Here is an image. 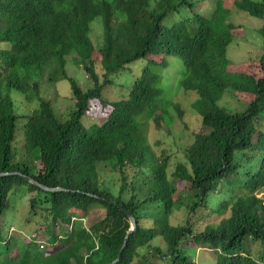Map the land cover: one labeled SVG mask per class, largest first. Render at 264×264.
<instances>
[{
    "label": "trees",
    "instance_id": "16d2710c",
    "mask_svg": "<svg viewBox=\"0 0 264 264\" xmlns=\"http://www.w3.org/2000/svg\"><path fill=\"white\" fill-rule=\"evenodd\" d=\"M194 6L193 0H0V174L8 173L0 176V241L14 189L28 187L33 194L32 219L44 210L37 234L23 245L10 238L0 264L114 262L131 223L112 202L132 212L138 223L117 264H161L164 258L170 264H196L188 254L196 247L209 248L214 264H264V253H257L264 247V130L257 126L259 118L264 122V109L259 112L264 108V54L260 62L244 65L227 58L232 35L241 33L240 26L230 24V14L235 8L264 20V0H216L209 19L194 14L191 22L163 27L170 13ZM96 19H103L106 31L98 46L89 37ZM71 52L84 56L83 67L94 82L88 89L68 75ZM171 55L183 62L180 87L197 94L192 107L202 120V131L195 133L173 175L172 157L167 152L158 156L146 138L150 121H159L157 114L163 116L171 105L157 84L159 68L169 66ZM54 58L71 82L73 105L57 109L56 100L41 98L26 116L24 150L40 151L33 172L13 161L18 121L25 116L11 91L20 92L28 104L40 97L33 75ZM141 58L148 63L127 97L108 99L103 89L113 85L110 73ZM227 91L248 107L241 112L222 107ZM101 163L120 175L117 194L101 180ZM14 172L62 190L46 191ZM175 183L184 184L186 191L179 195ZM234 186L249 194L208 209L209 196L232 192ZM95 209L101 212L97 220L84 227ZM176 210L185 218L173 225ZM226 212L227 217L213 223ZM58 226L65 235L53 233ZM47 233L51 248L42 252ZM157 237L167 250L152 245Z\"/></svg>",
    "mask_w": 264,
    "mask_h": 264
},
{
    "label": "rangeland",
    "instance_id": "374dc122",
    "mask_svg": "<svg viewBox=\"0 0 264 264\" xmlns=\"http://www.w3.org/2000/svg\"><path fill=\"white\" fill-rule=\"evenodd\" d=\"M251 1L254 3L261 2V0ZM193 2H195L193 10L182 7L179 11L170 13L162 22L163 27L165 29H170L174 23L183 20H189L191 22L194 14H199L205 19L211 17L215 9L216 0H193ZM223 5L225 7L224 2ZM229 22L234 26H240L241 33L238 32L232 35V40L227 51L228 60H230L233 65H244L242 63L245 62H260L264 54V20L252 18L234 8L230 14ZM104 34H106V31L103 19H96L91 25L89 37L96 43V46H98ZM1 44H4L6 48L9 47L6 43ZM83 58L84 56L82 53L75 55L74 52H71L67 56L66 70L70 77L74 78L83 88L88 89L89 86L91 87L94 85V82H91V79L88 78L87 71L83 67ZM147 63L148 58H141L131 62L126 68L110 73L109 76L113 79V85L104 87V95L110 100L127 97L132 84L136 81V78L141 75L142 68ZM159 71L161 72L162 78L157 84L165 94L164 99L168 100L171 105L168 112L163 113V116L157 114L159 121L154 119L152 122L150 121L146 131V138L151 150L155 151L158 156H161L162 152H167V154L172 157L171 162L173 163V167L169 170L172 172L175 165H177L176 162L184 158L183 156L186 148L194 142L195 133L202 131V120L192 107V104L198 97L197 94L195 92L185 93L180 87V81L185 72L182 60L178 56L171 55L169 57V66L167 68H159ZM33 79L39 82L40 97H34L32 103L28 104L20 92L11 91L15 101V107H18V112L22 116H25L18 121L17 138L13 144L16 157H14L13 161L26 166L28 165L31 171L37 172L40 163V151L35 149L27 154L24 150L25 125L27 123L26 116L31 113L33 108L39 106L38 101H40L41 98L51 101L56 100L54 104L57 109L59 105L65 107L66 104L68 108H71L73 105V92L71 82L63 76V68L55 58L50 61L43 70H38L37 73L33 75ZM232 94V91H227L225 93L220 102L221 106L231 112L244 111L248 105L242 104L240 101L236 100ZM162 104L164 105L166 102ZM63 113L65 114L66 112ZM257 126L264 130V122L260 121L257 123ZM91 129L93 128L91 127ZM142 133L144 134V130H142ZM99 168L103 171L101 173V180L113 186L115 188L114 193L117 194L120 190V175H118L116 171H111V167L107 163L99 164ZM175 185L179 195L186 191L184 184L175 183ZM229 193L230 195H228ZM248 194L249 192L239 189L238 186H234L232 192L222 190L217 195H211L207 198L208 209L215 211L220 202L224 200L230 201L237 196H245ZM257 194L258 196L262 195V193ZM32 196L33 194L28 191V187H20L18 190L14 189L10 194L11 208L6 212L2 224L3 240L0 241L2 242L0 243V263L6 256L5 245H7L6 242L10 238L19 240L20 244L23 245L26 238L35 236L40 229L39 224H42V214L44 210L39 209V215L35 219L31 218L30 198H32ZM43 198L44 194H42V199ZM186 203L187 200H185V204ZM100 213L98 209L93 210L89 217L84 220L83 226L89 227L92 225L97 220ZM227 215L228 213L226 212V214L222 215L220 218L214 219L213 223L218 224L219 221L227 217ZM184 218L185 217L176 210L174 217L171 219V223L177 225L178 222H183ZM194 219L198 222H203L199 215L194 216ZM53 233L56 235H65L60 226L55 228ZM20 238H22V240ZM45 238L46 241L42 245L45 249L42 252H48L51 248V235L47 233ZM258 243L260 242H255L254 244L256 245ZM152 245L164 251L167 250V244L162 237H157L152 242ZM201 248L197 247L193 250L191 249L188 251V254L193 260L196 259V264H214L215 257L212 251L207 248ZM252 250L254 251L255 248H252ZM259 251L264 253V247L259 248L257 253ZM161 264H170V259H162Z\"/></svg>",
    "mask_w": 264,
    "mask_h": 264
},
{
    "label": "water",
    "instance_id": "95a60500",
    "mask_svg": "<svg viewBox=\"0 0 264 264\" xmlns=\"http://www.w3.org/2000/svg\"><path fill=\"white\" fill-rule=\"evenodd\" d=\"M13 175H19V176H22L23 178H25L28 182L30 183H34L38 186H40L41 188H43L44 190L46 191H58V190H62V187H51V186H48V185H45L41 182H39L38 180H36L35 178H33L32 176H27V175H24L22 174L21 172H14V173H11ZM3 175H8V173H4V174H0V176H3ZM115 206H117L118 208H120L130 219V222H131V229L129 230L127 236H126V240H125V243L123 245V248L122 250L120 251L119 253V256L118 258L110 263V264H117L121 259H122V256H123V253L125 251V248L127 246V243H128V239L130 237L131 234H133L137 228H138V223H137V220L136 218L134 217L133 213L132 212H129L127 211L126 209L123 208V205L122 204H118L117 202H112Z\"/></svg>",
    "mask_w": 264,
    "mask_h": 264
},
{
    "label": "bare ground",
    "instance_id": "6f19581e",
    "mask_svg": "<svg viewBox=\"0 0 264 264\" xmlns=\"http://www.w3.org/2000/svg\"><path fill=\"white\" fill-rule=\"evenodd\" d=\"M138 66H139V65H138ZM139 67H140V66H139ZM263 81H264V80H263ZM254 84H256V83L254 82ZM255 87H257V89H258V86H255ZM252 88H254V86H253ZM252 90H253V92H254V89H252ZM256 92H257V91H256ZM260 93H261V92H260ZM251 95H252V94H251ZM255 95H256V94H255ZM259 97H260V96H259ZM261 97H262V96H261ZM261 99H262V98H261ZM261 99H260V100H261ZM247 102H248V101H247ZM249 102H250V101H249ZM257 103H258V102H257ZM255 104H256V101H255ZM255 104H254V105H255ZM250 105H251V104H250ZM252 105H253V103H252ZM254 105H253V106H254ZM263 106H264V105H263ZM250 107H251V106H250ZM250 107H249V108H250ZM257 107H258V106H257ZM250 109H251V108H250ZM250 109H249L248 111H250ZM252 109H254V108H252ZM255 109L257 110L256 107H255ZM263 109H264V108H262V109L260 108V109H259V112H260V110H263ZM256 110H255V111H256ZM263 111H264V110H263ZM246 112H247V111H246ZM252 112H254V111H252ZM257 112H258V111H257ZM254 113H255V112H254ZM260 113H264V112H260ZM247 114H248V113H247ZM252 114H253V113H252ZM241 115H242V114H241ZM261 115H263V114H261ZM250 116H251V114L249 115V117H250ZM247 117H248V115H247ZM247 117H246V118H247ZM251 117H252V116H251ZM258 117H260V116H258ZM256 118H257V117H256ZM263 118H264V117H263ZM250 119H251V118H250ZM253 119H254V118H253ZM260 120H263V119H260V118H259V122H260ZM240 122H241V121H240ZM257 122H258V121H257ZM259 122H258V123H259ZM261 122H263V121H261ZM261 124H262V123H261ZM230 128H231V127H230ZM233 128H234V127H233ZM229 133H230V130H229ZM231 134H232V132H231ZM231 134H229V135L232 136ZM230 136H229V137H230ZM260 140L264 142V140H262V137H261ZM171 173H172V172H171ZM172 175H173V173H172ZM228 195H230V193H229ZM230 197H232V196H230ZM230 197H228V198H230ZM200 224H201V223H200ZM52 240H53V239H52ZM55 241H56V240H55ZM196 248H197V247H196ZM201 249H202V248H201ZM208 249H209V248H208ZM192 250H193V249H192ZM209 250H210V249H209ZM193 252H194V251H193ZM191 254H192V251H191ZM192 256H195V255H192ZM195 260H196V259H195ZM140 264H141V263H140Z\"/></svg>",
    "mask_w": 264,
    "mask_h": 264
},
{
    "label": "clouds",
    "instance_id": "9594fccd",
    "mask_svg": "<svg viewBox=\"0 0 264 264\" xmlns=\"http://www.w3.org/2000/svg\"><path fill=\"white\" fill-rule=\"evenodd\" d=\"M130 220V219H129ZM131 223V222H130ZM131 229V228H130ZM131 236V235H130ZM130 238V237H129Z\"/></svg>",
    "mask_w": 264,
    "mask_h": 264
}]
</instances>
